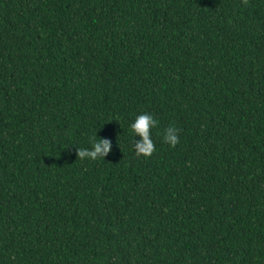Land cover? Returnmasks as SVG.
Here are the masks:
<instances>
[{"label":"trees","instance_id":"obj_1","mask_svg":"<svg viewBox=\"0 0 264 264\" xmlns=\"http://www.w3.org/2000/svg\"><path fill=\"white\" fill-rule=\"evenodd\" d=\"M0 264H264V0H0Z\"/></svg>","mask_w":264,"mask_h":264},{"label":"clouds","instance_id":"obj_2","mask_svg":"<svg viewBox=\"0 0 264 264\" xmlns=\"http://www.w3.org/2000/svg\"><path fill=\"white\" fill-rule=\"evenodd\" d=\"M157 120L149 113H141L135 116L134 120L129 125L133 133V139L138 136L139 139H134V149L137 155H150L154 151V142L151 136L150 129L155 127ZM179 129L174 126H169L164 130L163 140L170 147H174L178 142L177 133ZM96 136V134H95ZM110 142L108 139H101L96 136V139L91 141L90 147L76 148V157L81 159L88 158L96 160L103 158L104 154L109 151Z\"/></svg>","mask_w":264,"mask_h":264},{"label":"bare ground","instance_id":"obj_3","mask_svg":"<svg viewBox=\"0 0 264 264\" xmlns=\"http://www.w3.org/2000/svg\"><path fill=\"white\" fill-rule=\"evenodd\" d=\"M33 233V232H32ZM30 249V248H29ZM32 251H30V253H31ZM28 253V252H27Z\"/></svg>","mask_w":264,"mask_h":264}]
</instances>
